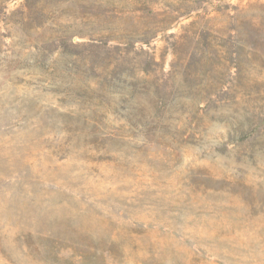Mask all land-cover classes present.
<instances>
[{
    "label": "rangeland",
    "instance_id": "obj_1",
    "mask_svg": "<svg viewBox=\"0 0 264 264\" xmlns=\"http://www.w3.org/2000/svg\"><path fill=\"white\" fill-rule=\"evenodd\" d=\"M0 264H264V0H0Z\"/></svg>",
    "mask_w": 264,
    "mask_h": 264
}]
</instances>
